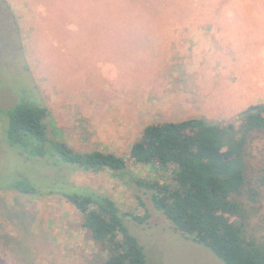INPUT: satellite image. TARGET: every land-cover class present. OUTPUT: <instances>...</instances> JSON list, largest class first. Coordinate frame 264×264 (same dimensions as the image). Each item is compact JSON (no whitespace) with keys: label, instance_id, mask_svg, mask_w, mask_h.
<instances>
[{"label":"rangeland","instance_id":"374dc122","mask_svg":"<svg viewBox=\"0 0 264 264\" xmlns=\"http://www.w3.org/2000/svg\"><path fill=\"white\" fill-rule=\"evenodd\" d=\"M6 1L23 53L9 50L14 33L0 10V232L24 239L19 245L33 264H101L80 213L60 193L95 192L122 213H148L143 222L125 215L147 264H223L176 230L134 183L158 173L142 166L92 172L46 147L28 160L6 142V112L22 99L41 102L55 127L47 134L66 148L120 156L147 124L227 121L264 102V0ZM252 1L258 8L243 6ZM24 148L32 154V145ZM14 171L53 192L18 194L7 187ZM16 245L3 246L0 264L20 263L10 250Z\"/></svg>","mask_w":264,"mask_h":264},{"label":"trees","instance_id":"16d2710c","mask_svg":"<svg viewBox=\"0 0 264 264\" xmlns=\"http://www.w3.org/2000/svg\"><path fill=\"white\" fill-rule=\"evenodd\" d=\"M209 1L214 5V0ZM232 4L227 5L238 6ZM255 4L252 1L243 6L250 9L258 5ZM67 5L70 7V3ZM259 8L264 14L263 2ZM0 10L3 23L14 33V41L7 49L22 54L17 19L6 0H0ZM240 19L231 17L236 22H242ZM242 24L247 27V23ZM241 113L245 114L240 116ZM241 113L227 121L188 118L147 124L127 155L120 156L66 148L47 134L55 130L47 122V107L22 99L6 112V142L28 160L34 154L43 156L42 148L46 147L61 160L92 172L108 169L120 174L130 166L148 167L159 175L137 177L134 183L150 194L153 207L185 238L208 248L223 264H264V102L250 103ZM29 145L33 147L32 154L21 149ZM52 176L59 182L55 174ZM9 181L7 187L20 195L52 191L39 190L21 172L14 171ZM60 193L80 213L81 226L89 231L101 253V264H147L143 246L130 232L125 215L143 222L148 213H122L112 199L95 192L64 189ZM3 227L1 220L0 231ZM20 241L24 239L0 232V255L5 253L3 246L16 243L10 250L20 260L17 264H33Z\"/></svg>","mask_w":264,"mask_h":264},{"label":"crops","instance_id":"0c3cea01","mask_svg":"<svg viewBox=\"0 0 264 264\" xmlns=\"http://www.w3.org/2000/svg\"><path fill=\"white\" fill-rule=\"evenodd\" d=\"M232 77L234 78V76H233V75H232ZM233 81H234V80H233ZM233 81H230V82H233ZM241 107H243V106H241ZM241 107H240V108H241Z\"/></svg>","mask_w":264,"mask_h":264},{"label":"water","instance_id":"95a60500","mask_svg":"<svg viewBox=\"0 0 264 264\" xmlns=\"http://www.w3.org/2000/svg\"><path fill=\"white\" fill-rule=\"evenodd\" d=\"M245 113H241V115L240 116H242V115H244Z\"/></svg>","mask_w":264,"mask_h":264}]
</instances>
